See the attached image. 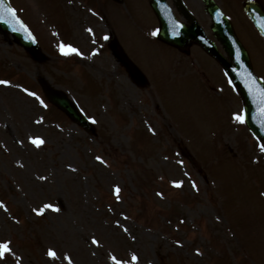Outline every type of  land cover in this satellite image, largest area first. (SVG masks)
Wrapping results in <instances>:
<instances>
[{
  "label": "rangeland",
  "instance_id": "rangeland-1",
  "mask_svg": "<svg viewBox=\"0 0 264 264\" xmlns=\"http://www.w3.org/2000/svg\"><path fill=\"white\" fill-rule=\"evenodd\" d=\"M49 1L9 0L45 60L0 36V79L11 82L0 85V241L15 253L0 264H68L65 254L73 264H113L112 255L129 264H264V152L233 119L240 100L217 64L193 53L206 84L159 43L148 0H53L65 21L58 27ZM184 1L211 35L200 1ZM242 1L218 4L264 81V43L247 28ZM111 34L142 71L160 74L167 96L159 76L139 84L123 71L106 48ZM61 44L84 56L63 55ZM37 76L68 92L95 120L94 135L44 100Z\"/></svg>",
  "mask_w": 264,
  "mask_h": 264
},
{
  "label": "water",
  "instance_id": "water-1",
  "mask_svg": "<svg viewBox=\"0 0 264 264\" xmlns=\"http://www.w3.org/2000/svg\"><path fill=\"white\" fill-rule=\"evenodd\" d=\"M205 4L207 6L206 10L213 21L212 30L228 54L227 56H229L230 61L220 56L215 46L205 39L204 33L190 17L187 16L189 25L186 27H182V24L177 23L168 10L164 8V0H153L151 2V7L154 8L160 23L158 37L181 49H185L190 42L194 41L211 57H214L226 72L229 81L233 85L232 87L237 90L240 95L239 97H241L245 124L254 134L255 138L264 142V114L261 112V90L264 89V86L254 77L246 51L233 35L229 21L223 16L217 6L213 4L212 0H206ZM243 9L254 22L259 33L264 37V11L260 4L254 1L243 2ZM4 19L7 22L5 25L0 23V28L3 31H11L20 44L34 52V44L27 40V36L18 23L14 19L7 18L5 15ZM126 65L131 69L128 63ZM41 84L50 103L56 105L75 123L81 125L87 131L90 130L91 126L88 124L87 119L78 112L73 103L71 104L63 94L50 89L45 82L41 81Z\"/></svg>",
  "mask_w": 264,
  "mask_h": 264
},
{
  "label": "snow or ice",
  "instance_id": "snow-or-ice-1",
  "mask_svg": "<svg viewBox=\"0 0 264 264\" xmlns=\"http://www.w3.org/2000/svg\"><path fill=\"white\" fill-rule=\"evenodd\" d=\"M3 3H4V0H0V5H2ZM17 13H18V10L16 8L8 7L5 9V14H7L10 19H15L16 22L18 24H20L21 27H23L26 32H28L27 26L23 24V22L20 20ZM3 19H4V16L0 15V20H3ZM88 31L91 32L92 29H88ZM28 34L31 35L30 32H28ZM104 39H108V37L105 36ZM60 51L63 55L76 54V55H79L81 57L84 56V54L82 52H80L79 49L75 48L71 44H61L60 45ZM10 84H11V82L9 80L0 79V85L8 86ZM23 91L25 93H27L29 96L35 97L37 100H40V97L35 92L29 91L27 88H24ZM261 97H262L261 112H262V114H264V89L261 90ZM40 103L43 104L44 103L43 100H40ZM233 119H235L237 122H239L241 124L245 123V115L242 113L233 114ZM92 122L95 123V120H93ZM151 130L154 132V129H151ZM30 140H31V143H33L37 147H40L41 145L44 144V140L42 138H39V137L30 138ZM258 147H259L261 152H264V143H260L258 145ZM96 159L98 161H100L101 163H106L105 161H103L102 157L97 156ZM41 179H44V178L41 177ZM172 183H173V186L177 187V188L182 187V185H183L182 180L173 181ZM192 186H193V188H197V185L195 184V182H193ZM114 191L117 194V199H119V193H120L119 186H115ZM160 195H162V194H160ZM43 207L44 208H50L53 211H59L58 207L51 205V204H46ZM0 208H4L5 211H7V207L3 201H0ZM34 211H36L38 215L43 214V209H34ZM117 223H119V222H117ZM124 231H127V228H125ZM91 242H92V244L97 245V246H99V244H100V242L95 237L92 238ZM177 243H179V242H177ZM11 244H12V242L10 240L0 241V260L6 259L7 256H9V255H13V256L15 255V253L13 252ZM197 253L199 254V250H197ZM47 255L52 260H57L60 258L58 256L57 252L51 248L48 249ZM64 259L68 261V264H73L71 257L68 256L67 254L64 255ZM131 259L133 262H135L138 260V257L136 256V254H133ZM111 260L113 261V264H129V262L127 260L119 259L115 255L111 256ZM17 264H20L19 260H17Z\"/></svg>",
  "mask_w": 264,
  "mask_h": 264
}]
</instances>
